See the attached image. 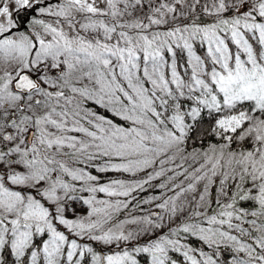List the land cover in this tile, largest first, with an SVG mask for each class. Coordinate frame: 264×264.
<instances>
[{
	"label": "snow or ice",
	"instance_id": "obj_1",
	"mask_svg": "<svg viewBox=\"0 0 264 264\" xmlns=\"http://www.w3.org/2000/svg\"><path fill=\"white\" fill-rule=\"evenodd\" d=\"M0 264H264V0H0Z\"/></svg>",
	"mask_w": 264,
	"mask_h": 264
},
{
	"label": "trees",
	"instance_id": "obj_2",
	"mask_svg": "<svg viewBox=\"0 0 264 264\" xmlns=\"http://www.w3.org/2000/svg\"><path fill=\"white\" fill-rule=\"evenodd\" d=\"M109 175H115V174H113V173H108L107 174V176H109ZM150 193H143V195L146 197L147 195H149Z\"/></svg>",
	"mask_w": 264,
	"mask_h": 264
},
{
	"label": "rangeland",
	"instance_id": "obj_3",
	"mask_svg": "<svg viewBox=\"0 0 264 264\" xmlns=\"http://www.w3.org/2000/svg\"><path fill=\"white\" fill-rule=\"evenodd\" d=\"M116 175V174H115ZM115 175H109L108 177H112V178H115Z\"/></svg>",
	"mask_w": 264,
	"mask_h": 264
}]
</instances>
